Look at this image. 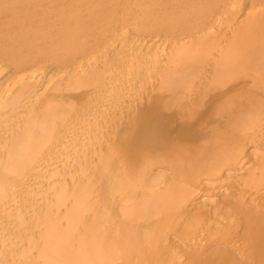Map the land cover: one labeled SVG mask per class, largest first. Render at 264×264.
Here are the masks:
<instances>
[{"label": "bare ground", "instance_id": "1", "mask_svg": "<svg viewBox=\"0 0 264 264\" xmlns=\"http://www.w3.org/2000/svg\"><path fill=\"white\" fill-rule=\"evenodd\" d=\"M0 264H264V0H0Z\"/></svg>", "mask_w": 264, "mask_h": 264}]
</instances>
